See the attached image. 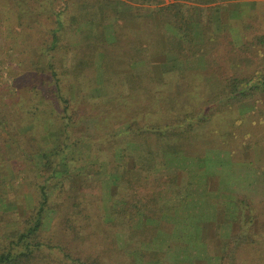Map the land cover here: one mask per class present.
I'll list each match as a JSON object with an SVG mask.
<instances>
[{
  "label": "rangeland",
  "instance_id": "obj_1",
  "mask_svg": "<svg viewBox=\"0 0 264 264\" xmlns=\"http://www.w3.org/2000/svg\"><path fill=\"white\" fill-rule=\"evenodd\" d=\"M13 1L0 0V6L7 2L10 8ZM101 1L116 8L118 3L124 4L119 7L118 17L110 13L107 20L118 23L122 41L128 48L130 41L136 42L134 39L138 37L143 41H140L142 46L150 37L180 33L175 27H165L164 19L155 13L158 7L172 4L174 0H164L161 5L135 0H23V7L31 10L28 22L34 29L14 34L20 47L13 54V39L0 37V115L3 112L9 115L5 120L11 124L13 135L25 144L28 137L36 135V141L47 147L69 145L70 149L64 154L66 162H72L74 168L86 166L79 173L73 172L64 184L53 186L50 205L56 211L48 213V223L42 232V239L49 246L41 248L35 264H75L73 260L78 258L98 260L101 264H264V93L255 94L253 101L226 105L215 113L202 128L209 136V151L173 160L172 164L180 166L179 169L184 164L192 167L193 173L182 171L176 177L159 173L141 178L134 205L131 190L121 192L113 176L105 184L108 189H104L103 179L110 171L106 163L96 162L103 153H95L91 144L71 145L72 140H67L63 127L55 119L46 117L47 113H56L52 108L57 107L49 106L52 97L46 89L35 90L40 84L45 87L51 84L47 71H33L34 67H46L48 63L46 52L42 53L43 45L52 42L50 34L57 27L58 18L67 24L72 14L79 15L89 3ZM243 1L246 2L241 4ZM243 1L219 0L201 6L192 0H176L180 5L176 7L175 18L190 23L197 12L204 13L202 19L209 23V37L218 34L204 46L208 59H199V62L191 59L197 63L191 71H179V61L182 62L177 54H169L166 49L160 53L149 52L147 47L127 55V66L130 64L127 70L118 69L115 67L117 54L114 55L117 43L111 36L109 44L97 46L88 56V66L96 74L95 89L89 87L90 75L74 80L73 88L67 82L70 75H59L64 99H71L72 113L79 112L73 133L82 132V123L92 131L88 135L98 127L103 130L98 133L107 135H102L99 142L109 146L115 139V134L110 132L131 123H135L136 128L147 127L152 126L153 118L161 117L165 123H171L181 113H190L192 121L197 123L204 115L214 113L219 106L212 100L222 91L228 92V79L250 77L264 67V46L246 47L255 36L264 35V0ZM184 11L193 18L188 20ZM98 12L94 14L97 18L100 17ZM1 19L0 12V23ZM145 30L153 32V36L142 35L141 31ZM66 35L65 39L70 42L79 41L80 34L73 30ZM72 35V40L68 39ZM185 45L189 46L187 42ZM148 66L163 72L155 74L158 84L166 83L162 100L127 98L126 104L119 99L114 107H109L104 98L95 103L84 100L99 96L109 88L113 90V84L110 87L104 84L111 75L114 84L124 93L126 86L122 77L125 73L146 72L144 83H147L148 76L154 74ZM106 73L111 75L106 76ZM115 115L119 120L114 125L111 122L115 121ZM102 118L105 125H101ZM92 157L95 159L91 160ZM30 163L27 183L22 173L26 163L14 156L8 163L7 177H3L0 199L6 204L0 202V249L5 237L23 230L24 218L18 217L16 212L22 211L24 216L25 209L31 210L37 204L39 196L35 184H43L44 179L40 176L38 161L34 158ZM174 179L177 187L188 189V194L173 197L163 192ZM85 180L102 181L103 185L90 186L93 194L86 196L81 192L87 186ZM121 195L128 196V200L133 195L132 201L121 200ZM120 203L124 204L125 211L119 208ZM236 203L239 204L233 210ZM135 205L138 207L133 208ZM130 208L133 219L127 218L125 222L124 213ZM238 210L241 211L240 224L232 228L227 213ZM233 231L247 241L237 251L225 252L222 246L228 243Z\"/></svg>",
  "mask_w": 264,
  "mask_h": 264
},
{
  "label": "trees",
  "instance_id": "obj_2",
  "mask_svg": "<svg viewBox=\"0 0 264 264\" xmlns=\"http://www.w3.org/2000/svg\"><path fill=\"white\" fill-rule=\"evenodd\" d=\"M135 1H140L143 4L161 5L164 0ZM174 1V3L167 6L161 8L158 7L156 10L157 12L155 13L158 18L160 16L164 19L162 22H166L164 24L165 27H175L180 33L172 34V32L171 34H166V36H157L155 38L150 37V40L147 39V41L144 42L145 44L142 46L140 45V41L142 43L143 41L140 37H138L134 39L136 42L130 41L129 48L126 47L122 41L123 36L120 34V27L118 23L116 21L107 20L109 17L107 15H110V13L118 17L120 14L119 7L124 4L120 2L118 3V8H116L113 7L112 4H104L102 1L98 2L99 4L96 2L94 4L89 3L88 6L83 8L79 15L72 14L67 19V24H65L60 18L56 20L57 27L54 28L50 34L52 36V42L49 45H46V43L43 45L42 53L46 52L48 63L46 64V67L42 65L40 67L38 66V68H33V71H41L43 73L47 71L50 74V81L52 85H46L45 87V85L40 84L35 89H46L52 97L51 102H49V106L57 107V109L52 108L56 111V113H47L46 117L55 119L57 124L59 123L60 126L63 127L64 134L67 135V140H72L71 145L91 144L95 147V153L96 151L103 153L104 156L101 158L99 157L96 162L106 163L107 169L110 171L109 174H105V177L103 176L105 178L103 179L105 182L104 185L107 184L108 179L113 176V180L119 184L118 187L121 192L131 190V193L134 195H132L133 201L131 200L132 196H129L128 200V196L122 195L121 200L123 199L125 202L131 200L133 205L134 201L137 200V190L141 178L159 173L174 175L172 177H176L177 173H181L182 171H190V174L193 173L192 167H187V164H184L179 169L180 166L172 164L173 160L186 155H194L198 151H200L199 153L201 154H203L206 150L209 151L211 148V146H209V136L202 130V128H205V125L210 122L215 113H219L222 108L226 107V105L231 107L233 104H244L246 102L253 101L255 94L264 93L263 67L262 71L256 72L250 77H233L228 79V92L222 91L215 97V99L212 100L219 107L214 110V113L204 115V117L198 120L197 123L192 121L191 115H189L190 113H181L182 115L180 114V116H178L176 120H173V122L171 121V123H165L164 120H162V117L153 118L154 120L151 123L152 126L147 127L140 126V128H136L137 125H135V123H131L126 125L121 130L119 129L116 132H110V134H115V139L109 146L102 145L101 142H99L105 134L100 133L103 132V130L98 127L95 128V132H93V134L88 135L92 131L90 132V130L87 129L86 124L82 123V132L77 134L73 133L74 126L76 125L79 117V112L72 113L71 99H64L62 93L63 86L61 85L59 75L61 76L62 74V77L70 75L71 78L68 79L67 82H70L72 88L74 87V80H78L80 78L85 79L88 75H90L89 78L91 80V84H89V87L95 89L96 74L93 73L91 71V67L88 66V56L90 52H94V49L97 46L109 44V38H111V36L114 38V43H117V45L114 46L116 49V51H114V55L117 54L115 56V67L118 69L125 68L127 70V68L130 67V64L127 66V55L129 54L130 56V54H132L136 49H144L145 47L149 49V52L155 51L160 53V50L163 49L164 51V49H166V52L169 54H177L182 62L180 63L179 61V71L181 72L195 69L197 63H193L191 59H196V62L199 59H204V61L208 59L209 56L205 54L204 46L207 44L208 40L213 41L218 34L214 37H209V23L207 25V22L202 19L204 13H198L197 9L196 18L190 23H185L182 19L181 22L178 17L175 18L174 15L176 7L180 4L177 3L176 0ZM218 1L219 0H192L193 3H198L201 6H207ZM13 2L14 3L10 8H8L7 2L6 4L2 3L0 6L2 16L0 23V37L4 36L5 39L11 37L10 39H13L15 44L11 47L12 54L13 52H18L16 48L20 47V42L18 41L19 39H17L14 34L20 35L34 29L28 22V14H30L31 10L23 7V0H15ZM198 10L203 11L202 9ZM95 12L99 13V18L95 17ZM153 23L156 24V22ZM71 30H73L76 34H80L79 41L76 43L65 39L67 32ZM141 34L153 36V32L150 33V30L141 31ZM72 38L73 35L71 37L68 36V39L72 40ZM186 42L189 45L188 47L185 45ZM259 45L264 46V35L255 36L254 39L246 45V47L256 48ZM149 46L152 47V50ZM61 54H64V57ZM12 62H14L13 59ZM149 68L151 69L148 70H152L154 74L149 75L145 81L150 84L144 83V75L146 72L142 74H134L130 72L125 73L122 77L123 85L126 86V91L124 93L121 88H119V85L114 84V76L106 73V76L108 74L112 77H106L104 84L108 87L113 84V90H110L109 88L107 91L101 92L99 96L94 95L95 97H86L84 100L89 103H95V101L100 98H104V102L107 101L109 107H114L116 101L119 99L123 100L124 103L127 98L141 99L142 97V99L149 100L151 102H154L155 100L158 101L159 99L162 100L163 97L161 96L165 95L166 92V90H164L166 83L161 82L158 84L159 82L156 81L155 74L161 75L163 72H156L152 67ZM224 100L227 102H224ZM223 102L225 105L223 104L224 106H221ZM103 103L96 104L103 105ZM36 109L38 108L36 107ZM8 116L9 115L4 112L0 115V131H2V143H0V190L4 188L2 181L3 177H7L9 173L8 169L10 168L8 167V163L12 156L21 158L25 161L26 167L22 173L24 178L23 180H25L26 183L28 182V173L31 167L30 161L34 158L40 164L39 172L40 176H42L44 180L43 184H35L38 191L37 195L39 196L36 201L37 204L31 210L25 209L24 216L22 215V211L19 213L18 211L16 212L18 217L24 218L21 224L23 226V230H17L16 232L13 231L10 236L8 235L4 238L0 249V264H35V260L38 253L41 252V248L43 246H49L48 243L43 241L42 232L48 223L46 218L48 213H55L56 211V209L50 205V195L53 186L55 187L57 184H64L66 180L68 181L70 179L69 177L73 172L77 171L79 173L80 170H85L86 166L82 165L80 168H74L75 165H71L72 162H66L67 157H65L64 154L66 153L65 150L70 149L69 145L61 147L63 145L58 144L53 147H47V144H40L39 141H36V135L28 137L27 144L22 142L21 139L17 140L15 138L16 135H13L12 133L13 128L10 126L11 124L9 121L5 120ZM113 119L115 121H112L111 123L114 125L115 123L117 124L119 118L115 115ZM101 123V125H105L106 121L102 118ZM71 128L72 130L70 131ZM98 130H100L99 133ZM102 135L103 137H101ZM208 151L206 153H208ZM92 158L91 160L95 159ZM91 171L92 170H90V172ZM97 183L103 185L102 181H88L86 188H82V194L86 196L88 194H93L92 187L90 186H96ZM175 183V179L174 181H169L166 188L167 190H164L163 192L170 193L169 196L173 197L188 194V191H186L188 189L186 187H177L178 184ZM108 187V185H105L104 189H108ZM183 191L185 192L183 193ZM248 198L249 197H247V199ZM0 200L3 204H6L5 201H2V199ZM238 202L243 203L242 200H238ZM138 203H140V201H138ZM239 203L233 205L232 209L234 210V206ZM124 204H121L119 208L121 207L120 209L125 211ZM145 205L146 204H144V206ZM132 207L134 208L138 206L135 205ZM226 210L228 211L227 208ZM240 212L241 211L238 210L234 213L230 212L231 214L227 213L231 218V221L229 220V222L233 224L232 228L240 224V221L238 220L241 216ZM124 214L125 217L123 218L125 222H127V218H129V220L133 219L134 214L132 215L131 208ZM223 214L224 213L221 215L222 217L224 216ZM7 215L9 216V214ZM246 241V237L236 233V231H233L228 243L224 244L222 248L225 252H227L228 249L229 251L231 250V252H235ZM73 261L75 264H101L98 260H83L81 258L74 259Z\"/></svg>",
  "mask_w": 264,
  "mask_h": 264
},
{
  "label": "crops",
  "instance_id": "obj_3",
  "mask_svg": "<svg viewBox=\"0 0 264 264\" xmlns=\"http://www.w3.org/2000/svg\"><path fill=\"white\" fill-rule=\"evenodd\" d=\"M180 0H177V2H179ZM246 1H243L241 4H244ZM186 12L185 15H187L189 17L188 20H191L193 18V15L191 13H189L188 11H184Z\"/></svg>",
  "mask_w": 264,
  "mask_h": 264
}]
</instances>
